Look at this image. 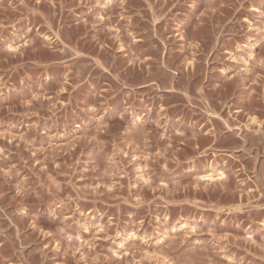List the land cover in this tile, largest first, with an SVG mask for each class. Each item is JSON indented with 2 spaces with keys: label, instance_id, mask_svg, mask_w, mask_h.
Instances as JSON below:
<instances>
[{
  "label": "rangeland",
  "instance_id": "obj_1",
  "mask_svg": "<svg viewBox=\"0 0 264 264\" xmlns=\"http://www.w3.org/2000/svg\"><path fill=\"white\" fill-rule=\"evenodd\" d=\"M0 264H264V0H0Z\"/></svg>",
  "mask_w": 264,
  "mask_h": 264
},
{
  "label": "bare ground",
  "instance_id": "obj_2",
  "mask_svg": "<svg viewBox=\"0 0 264 264\" xmlns=\"http://www.w3.org/2000/svg\"><path fill=\"white\" fill-rule=\"evenodd\" d=\"M255 46H256V44H255ZM255 46H254V47H255ZM251 48H252V47H251ZM250 55H251V53H250ZM250 57H251V56H249L248 58H250ZM244 60H245V59H244ZM244 63H245V65H246L247 62H244ZM245 65H244V66H245ZM242 69H243V68H242ZM138 118H139V117H138ZM251 121H252V120H251ZM136 122H137V121H136ZM252 122H253V121H252ZM256 122H257V121H256ZM254 123H255V122H254ZM260 123H261V122H260ZM256 125H257V124H256ZM260 126H261V124H258V127H260ZM139 168H140V167H138V171H140V172L144 171L143 169H141V168L139 169ZM141 170H142V171H141ZM211 170H213V169H211ZM211 170H209V171H211ZM140 172H139V173H140ZM143 173H144V172H143ZM138 175H139V174H138ZM143 175H144V174H143ZM141 176H142V174H140V177H141ZM140 177H139V178H140ZM143 177H145V176H143ZM225 177H226V175H225L224 171H222V170H218V169H217V170H214V171L209 172L208 174H205V175L200 176V177H199V180L202 181V182H207V184H208V183H211V184H212L213 182H214V183H215V182H219V183H220L221 181H223V179H224ZM140 179H142V178H140ZM147 179L149 180V178H145V179L143 178L141 182H143V183L146 184V183L148 182ZM199 180H198V181H199ZM148 183H149V182H148ZM150 183H151V182H150ZM181 226H182V227H181ZM181 226H179V227H181V228H183V229H184L185 227H186V228L188 227V226H186V225H184V224H182ZM179 227H178V228H179ZM190 228H191V227H190ZM99 229H100V228H99ZM127 236H128V235H127ZM129 237H134V238H135V236H132V235L130 236V234H129ZM126 238H127L126 240L129 239L128 237H126ZM132 239H133V238H132ZM131 241H132V240H131ZM162 241H163V240H160L161 243H162ZM160 242H159V243H160ZM159 243H158V244H159ZM161 243H160V244H161ZM113 254H114V253H113ZM114 255H115V254H114ZM116 256H117V255H116ZM118 256H119V255H118ZM116 258H118V257H116Z\"/></svg>",
  "mask_w": 264,
  "mask_h": 264
}]
</instances>
